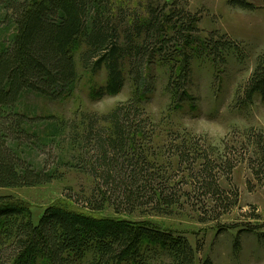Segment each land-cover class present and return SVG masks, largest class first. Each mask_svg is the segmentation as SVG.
<instances>
[{
  "label": "trees",
  "instance_id": "obj_1",
  "mask_svg": "<svg viewBox=\"0 0 264 264\" xmlns=\"http://www.w3.org/2000/svg\"><path fill=\"white\" fill-rule=\"evenodd\" d=\"M114 2L0 0V190L51 184L63 177L62 168L73 165L90 167L96 182L83 208L53 207L38 221L24 203L0 196V264H214L210 259L200 261L201 240L192 245L157 222H136L122 215L142 207L169 215L183 195H190L167 178L161 168L166 161L150 147L148 120L140 114L147 90L139 68L154 61L176 62L169 89L173 103L182 108L193 101L188 88L198 47L214 62L231 48L213 34L197 38L196 19L184 9L168 10V5L159 11L149 9L145 20L134 17L123 31L114 22ZM230 4L254 8L246 0ZM174 41L184 43L171 58L164 51ZM78 54L83 68L107 71L105 86L94 92L96 98L120 93L129 60L136 90L128 107L104 117L108 125L96 127L89 121L81 132L71 130L65 120L40 116L36 107L25 106L31 95L49 103L72 97L79 82ZM242 97L243 106L256 97L264 103V55ZM253 141L258 157L253 172L262 181L264 143L259 137ZM203 148L191 139L179 141L171 145L170 160L177 158V165H187L189 173L200 165L191 175L193 188L214 203L215 213H227L237 206L238 194L228 195L219 179L234 165L230 156L213 160ZM35 154L44 160L36 163ZM107 205L115 216L98 217ZM257 229L249 227L245 232ZM239 246L238 241L236 249Z\"/></svg>",
  "mask_w": 264,
  "mask_h": 264
},
{
  "label": "rangeland",
  "instance_id": "obj_2",
  "mask_svg": "<svg viewBox=\"0 0 264 264\" xmlns=\"http://www.w3.org/2000/svg\"><path fill=\"white\" fill-rule=\"evenodd\" d=\"M246 1L253 5L252 10L232 6L231 0H115L112 6L114 22L123 31L129 28L134 17L145 20L151 8L159 11L168 5L171 11L184 9L197 21V38L213 34L216 41L231 48L216 62L201 47L196 53L190 49L195 53L188 88L193 101L182 108L173 103L169 89L171 68L176 62L157 64L154 61L139 68L147 90L143 91L146 97L140 104V114L148 120L147 132L152 135L151 144L148 140L146 143L166 161L161 168L167 178L190 195H183L181 204L171 209L169 215L157 214L147 207L138 208L132 215H122L136 222H157L164 229L183 235L192 245L201 240L204 248L200 261L210 259L214 264H264V176L259 181L252 166L258 161L253 140L259 137L264 143V103L256 97L252 104H241L242 92L264 55V0ZM182 43L171 42L164 54L176 57L175 52L182 48ZM79 57L78 54L79 82L72 97L49 103L31 95L25 106L36 107L40 116L53 115L65 120L71 130L81 132L89 121L96 127L108 125L104 117L118 107H128L136 90L129 60L120 93L96 98L94 92L105 86L107 71L105 68L96 72L87 70ZM186 139L199 142L213 160L224 161L230 156L234 165L232 172H222L219 179L228 195L238 194V204L229 212L215 213L214 203L193 188L191 175L198 173L200 165H194L189 173L187 165H177V158L170 160L171 145ZM35 155L36 163L44 160V156ZM61 174L63 177L51 184L0 190V196L24 203L31 209L35 221L53 207L72 211L83 208L82 202L92 196L96 184L92 169L73 165L62 168ZM104 210L98 217L115 216L111 206L107 205ZM249 227L258 229L245 232ZM238 241L240 246L236 249Z\"/></svg>",
  "mask_w": 264,
  "mask_h": 264
}]
</instances>
